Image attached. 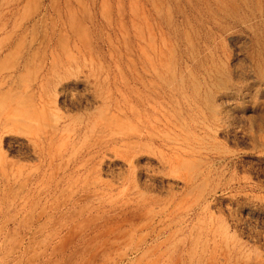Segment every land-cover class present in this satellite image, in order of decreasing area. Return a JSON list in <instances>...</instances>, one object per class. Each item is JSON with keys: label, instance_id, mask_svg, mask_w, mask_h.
I'll return each mask as SVG.
<instances>
[{"label": "rangeland", "instance_id": "374dc122", "mask_svg": "<svg viewBox=\"0 0 264 264\" xmlns=\"http://www.w3.org/2000/svg\"><path fill=\"white\" fill-rule=\"evenodd\" d=\"M0 264H264V0H0Z\"/></svg>", "mask_w": 264, "mask_h": 264}]
</instances>
